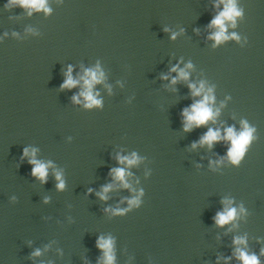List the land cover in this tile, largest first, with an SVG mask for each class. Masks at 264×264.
I'll list each match as a JSON object with an SVG mask.
<instances>
[{
	"label": "water",
	"instance_id": "95a60500",
	"mask_svg": "<svg viewBox=\"0 0 264 264\" xmlns=\"http://www.w3.org/2000/svg\"><path fill=\"white\" fill-rule=\"evenodd\" d=\"M233 2L217 42L229 0H0V264H264V0Z\"/></svg>",
	"mask_w": 264,
	"mask_h": 264
},
{
	"label": "clouds",
	"instance_id": "9594fccd",
	"mask_svg": "<svg viewBox=\"0 0 264 264\" xmlns=\"http://www.w3.org/2000/svg\"><path fill=\"white\" fill-rule=\"evenodd\" d=\"M20 2L24 6H31L37 9H41L45 7V0H20ZM240 13L237 11L235 4L233 0H229V4L226 5V9L224 12L220 14L216 19L212 21L214 25H217L220 27V31L215 34V39L217 42L227 39L225 36V27H224V20L225 19H232L234 16L239 15ZM71 70V69H70ZM175 70V69H173ZM181 76L187 77V73L181 71ZM88 76L91 77V79H85V84L88 86V91L82 93L88 100L89 104L88 106H92L93 104H99L100 101L96 100L95 97L92 95L91 87L93 83L98 82L100 77L96 75L95 72H92L89 70ZM77 83V81H74L69 76V79L65 82V87H71L74 86ZM195 89V85H192ZM203 90V85H201L200 89H195L194 94L199 95V93ZM210 97L205 96V100L202 102H197L196 104L192 105V112L189 113L187 109H185V115L187 116V119L189 122H195L197 125L204 124L207 122V120L211 117L212 112L209 107H207V101ZM74 99H77L74 97ZM187 127V126H186ZM252 136V130L247 129L243 132H241L239 135H236V133L233 131V129L229 128L227 130V138L231 139L233 147L229 151V155L232 158L234 162H239L240 158L244 155L245 152V146L249 144ZM220 139V134L218 131L209 130V132L203 137L202 142H207L209 145L213 141H216ZM25 154H27V149L25 150ZM126 157L121 158V162H123ZM36 164V167L33 169V174H38L41 178L46 177L47 175V168L44 164H41L37 161H32ZM134 160H128L129 164L134 163ZM114 172L118 179L123 180L125 176V171L123 169H114ZM57 178L59 179V174L57 175ZM127 186V184H126ZM59 187L63 188V181H61ZM111 185L105 188V192L109 190ZM135 203V201H133ZM235 216V209L227 210L223 213L217 214V223L223 225L224 223L230 221ZM237 243H240L242 241L237 240ZM101 247L110 249L111 248V240L105 241L102 244H100ZM37 255L39 252L36 253ZM240 258L245 262V264H259L258 259L255 255L249 256L242 250L240 251ZM107 260L109 264H111V261L113 260V257L111 255L107 256Z\"/></svg>",
	"mask_w": 264,
	"mask_h": 264
}]
</instances>
